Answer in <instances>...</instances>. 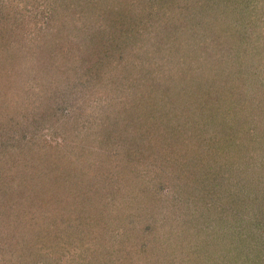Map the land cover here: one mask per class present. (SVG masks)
<instances>
[{
	"label": "rangeland",
	"instance_id": "374dc122",
	"mask_svg": "<svg viewBox=\"0 0 264 264\" xmlns=\"http://www.w3.org/2000/svg\"><path fill=\"white\" fill-rule=\"evenodd\" d=\"M46 1L0 0V264H264V49L250 53V67L243 54L236 57V71L242 72H255L261 61L256 82H227L222 105H214L218 94L212 90L195 98L192 111L181 104L176 111L179 88L167 84L158 57L168 47L153 35L161 36L162 24L185 7L156 6L146 29L151 36L118 40L121 53L136 54L134 63L152 69L169 87L155 88V80L152 92L126 93L130 80L122 59L128 55L118 61L103 51L99 67L86 71L81 65L87 50L81 40L94 32L99 37L97 17L110 3L92 0L81 10L52 15ZM231 1L232 8L241 5ZM246 1L254 3L255 21L263 22L261 33L259 25L251 35L264 48V0ZM179 17L177 24L188 23ZM145 40L164 47L152 50L148 64L141 59L146 51L138 48ZM122 81L127 83L120 86ZM144 94L148 107L137 110ZM155 101L156 113L149 114ZM203 104L205 115L216 110L221 117L220 129L242 117L248 133L261 137L258 146L225 159L218 184L206 175L209 160L198 161L178 118L201 112ZM114 121L117 128L111 129ZM131 123L143 132L130 138L122 127ZM74 201L80 207L68 208ZM100 203L112 214L104 213L107 226L98 230L83 212L97 213ZM219 229L221 246L210 234ZM101 244L115 258L101 260Z\"/></svg>",
	"mask_w": 264,
	"mask_h": 264
},
{
	"label": "trees",
	"instance_id": "16d2710c",
	"mask_svg": "<svg viewBox=\"0 0 264 264\" xmlns=\"http://www.w3.org/2000/svg\"><path fill=\"white\" fill-rule=\"evenodd\" d=\"M91 1L92 0H47L46 3L51 7V13L54 15L57 10L62 14L70 11V9L81 10L82 7L88 5V2L90 3ZM116 1H119L118 7L114 6ZM107 2H109L110 5L107 7L105 6V10L102 11L105 12V14L97 17V21L99 22L97 24L101 27L98 31L99 37H94L98 36L97 33L94 32L92 36L81 40V47H83V49L85 45H87L85 47L87 50L82 54L85 55V57H80L81 65L86 67V71L92 68L93 65L99 67L101 65L99 54L103 53V51L106 55L116 56L118 61L123 58L122 55H128L124 59L129 57L130 62H123L125 60L122 59V64L125 66L123 76L126 77L128 81L130 80V83L122 81V84H119L120 86H124L125 83L128 84L129 87L127 86L125 89L126 93L130 90L136 93L141 92V90L152 92L155 88L166 92V90L169 89L168 86L159 81V77L153 76L154 71L152 69L144 70L139 64L134 63L138 60L136 54H132L131 52L121 53L122 51L119 48L121 43L118 41H128L129 43L135 35L139 37L144 33V36L147 34L150 35V31L146 32L147 25L150 22L148 20L152 19L158 11V9H155L156 6H159L162 11H165L167 6L166 3H171L173 6L177 7H185L186 10L183 11L185 13L181 14L178 10L179 13L176 12L175 18L180 19L179 16H184V18L188 20V23H183L182 25L177 24L175 18H171L168 22L166 21V23L162 24L163 28L159 31L162 33L161 36L157 34L153 35L157 36L155 38H160L161 42H165V44H167L165 47L168 48L157 45L158 43L148 44L146 40L143 41L142 45L138 46V48L141 51L142 49L146 51L145 55H141V59H144L145 64H148L147 59L150 60L149 58H152L150 55L152 50L161 51L163 48L165 49V53L158 55V57H161L160 62L164 64L163 67H161L162 76L167 77L169 81L167 82L168 85L172 82V84L177 86L176 88H179V91L176 93L178 97L174 98V103H176L174 110H176L178 104H181L185 106V110L192 111L195 98L211 94L212 90H217L218 94L216 96L217 101H213L214 105H222L227 98L226 94H229L227 82H241L240 84L243 85L247 79H251V82L257 81L255 75L260 73L257 71H260L261 61L257 64V70L255 69V72L250 68H247L249 70L247 72H242V70L236 71L239 64L236 59L237 56L243 54L245 59L247 58L246 64L250 67L248 63V60H250V53L254 52L255 56H258V53L262 52L264 49L262 43L255 41L254 37L251 35L254 31L256 32L259 25L263 23L261 20L258 21V19L255 21L258 17L253 14V11L255 12L254 3L252 4V2L240 0L241 5H236L232 8L233 1L231 0H164L165 3H162L163 0H107ZM100 9L101 6L99 10ZM229 9L237 13L231 15L232 10L229 13ZM228 16L232 17L227 18ZM221 18L226 19L224 25L220 22ZM160 19L163 20V18ZM103 24L104 26H102ZM261 27L262 25L258 28L259 33H261ZM217 29H222V31H218ZM241 32H243V34ZM248 33L249 35H247ZM111 36L116 39L113 40ZM227 43L230 45H227ZM91 46L94 47V49H91ZM218 49L220 50L218 51ZM233 60L236 61L235 64H233ZM87 64H89L88 67L86 66ZM112 78H115V80L119 79L113 75ZM115 80L113 82H115ZM155 80H158V86L152 88L150 82H155ZM134 86L138 88L133 90V88H135ZM146 97V94L142 95L140 97L141 101L137 98V110L148 107ZM155 97L159 96L157 95ZM244 102L243 100L241 103ZM156 106L157 104L155 101L154 107L151 106L149 108V114L156 113ZM136 109L132 113L131 118L134 117L133 114L136 113ZM197 109L199 110V108L196 107L195 111H197ZM204 109L203 104L201 105V112L199 110V113L192 112L193 114L190 113L188 115L185 113L182 116H178V118L184 121L186 134L189 137V142L194 148V151H197L196 155L198 161L199 159H202V161L205 159L209 160L206 175L209 178L212 177V179L216 177V183L218 184V181H220V165L226 162L225 159L231 158L235 160L240 150H243L246 146L251 148L252 145L259 144L261 137L260 135L256 136V131H254L255 133L252 131L248 133V126L245 123L246 120L242 117H239V120L236 123L233 122V124L227 121L226 123H229V125L220 129L216 124L222 121L216 110H213L214 113L210 111L209 116H207L202 112ZM179 113L180 112H178V114ZM239 115L242 116L241 111ZM116 122L117 121L113 122L111 129L117 128ZM132 122L135 123L134 120H132ZM134 125L135 124L131 123L129 126L126 125L122 127V129L126 131L123 132V134L127 133L129 134L128 137L130 136L131 138V136H138L143 132L138 126ZM229 128L230 130H228ZM225 151H228V153L225 154ZM227 154L228 156H225ZM80 202L75 203L74 201L75 204L72 202L68 208L71 207L75 210L77 207H80ZM55 208L57 207H54V209ZM95 208H97V213L94 209H84L87 211L83 212V215L87 214L86 217L89 216V221L90 219L93 220V227L96 226V229L100 230L102 223L104 224L106 222L103 216L104 213H109L111 215L112 213L110 212L112 210H107L105 203H100ZM65 211L68 213L71 212L70 209ZM70 219L71 215L64 219L59 230H62ZM89 221L87 222L90 223ZM105 225L106 224H104V226ZM51 227L56 228L54 225ZM105 227L102 233L105 232L109 234L106 232ZM8 233L11 234L10 231ZM210 234L215 237L217 241L216 244L221 246L218 241L219 239L222 241V231L219 229L218 232L214 231ZM212 235L209 236L206 234V236L209 237V241L213 244L214 239ZM93 246L97 249L96 244H93ZM99 248L101 260L104 261L109 258H115L111 255L110 250L106 252L107 246L101 244ZM116 259L121 260L120 256L117 255Z\"/></svg>",
	"mask_w": 264,
	"mask_h": 264
}]
</instances>
